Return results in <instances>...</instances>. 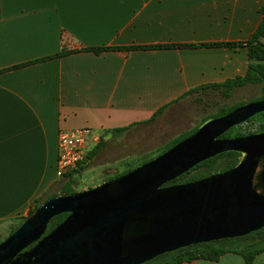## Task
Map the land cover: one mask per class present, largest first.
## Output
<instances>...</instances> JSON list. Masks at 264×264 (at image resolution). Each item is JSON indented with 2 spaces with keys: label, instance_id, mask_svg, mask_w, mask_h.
I'll return each instance as SVG.
<instances>
[{
  "label": "crops",
  "instance_id": "1",
  "mask_svg": "<svg viewBox=\"0 0 264 264\" xmlns=\"http://www.w3.org/2000/svg\"><path fill=\"white\" fill-rule=\"evenodd\" d=\"M262 5L264 0H0V229L26 217L69 179L56 175L60 129L90 127L104 135L73 182L81 172L91 179L116 175L122 172L117 164L132 155L129 149L154 142L149 132L159 130L153 127L159 110L198 86L244 75V44H197L250 39ZM166 44L197 46L133 48ZM98 47L105 49L87 50ZM62 50L67 52L56 55ZM179 264L245 263L227 252ZM253 264H264V251Z\"/></svg>",
  "mask_w": 264,
  "mask_h": 264
},
{
  "label": "water",
  "instance_id": "2",
  "mask_svg": "<svg viewBox=\"0 0 264 264\" xmlns=\"http://www.w3.org/2000/svg\"><path fill=\"white\" fill-rule=\"evenodd\" d=\"M263 111L264 99L246 102L120 176L50 196L0 241V264H142L264 227V131L221 137ZM227 151L241 154L233 167L165 185Z\"/></svg>",
  "mask_w": 264,
  "mask_h": 264
},
{
  "label": "rangeland",
  "instance_id": "3",
  "mask_svg": "<svg viewBox=\"0 0 264 264\" xmlns=\"http://www.w3.org/2000/svg\"><path fill=\"white\" fill-rule=\"evenodd\" d=\"M261 95L260 84H247L235 89L229 97L223 96L218 91L208 90L203 94L185 96L181 100L167 105L165 110L159 112L156 120H154L153 127L159 130L154 131V129H151L149 132V136L154 142L150 147L144 149L141 147L129 149L128 153L132 154L133 157L130 155L129 158L118 163L117 168L124 172L139 166L193 133L204 121L219 117L221 116L220 113L228 109L230 111L246 102L258 100ZM262 126L263 122L260 117L248 119L234 126L229 135H246L258 132L261 131L259 129ZM227 158V156L217 157L209 164L189 171L181 180H195L203 175L219 172L225 166ZM114 175H100L97 179H91L86 172H81L80 177L74 181V186L72 184L70 186L75 190H85L112 179ZM40 201L41 199L37 203ZM17 223L16 220L0 229V240L5 238Z\"/></svg>",
  "mask_w": 264,
  "mask_h": 264
},
{
  "label": "trees",
  "instance_id": "4",
  "mask_svg": "<svg viewBox=\"0 0 264 264\" xmlns=\"http://www.w3.org/2000/svg\"><path fill=\"white\" fill-rule=\"evenodd\" d=\"M259 11L261 12L262 17H261V20L257 28L255 29L252 36L250 37V39L244 42H238V43L210 42V43L197 44V45H202V46H215V45H221V44L222 45L223 44L224 45L244 44L248 49L247 54H248V60H249L246 73L244 75L236 76L235 78L229 79L223 83L198 86L192 90H189L188 92L183 94V96H186L194 92H199L203 94L206 91L210 90V91H218L223 96L229 97L231 93L239 87H243L247 84H260V88L262 92L260 99H264V5H262L259 8ZM197 45L195 44H166V45H153V46H134L133 48L143 49V48H151V47L153 48L155 47H189V46H197ZM104 49H105L104 47L87 48V50H93L97 53L103 51ZM66 52H67L66 50H62L60 53L56 55H62ZM228 110L220 113V115L225 114ZM160 111L161 110H159V112ZM256 117L257 118L260 117L261 121L263 122V126L259 130L261 131L264 130V111L252 116L251 119L256 118ZM124 129L126 128H119L116 131H123ZM230 131L231 130H229L228 133ZM220 156L228 157L225 166L220 170V171H224L228 168H231L238 162L240 158V153L236 151H227V152L219 153L213 157L205 159L204 161L196 164L189 171L194 170L200 166L207 165L212 160ZM79 167L81 168L82 165H80ZM77 171L78 169H75L72 172L67 173V176L69 179L67 180V182H65L62 185L59 193L77 192L76 190L72 189L70 186L71 184L74 183L73 173ZM128 171L129 170L116 174L113 178L120 176ZM189 171L183 173L182 175L175 178L174 180L167 182L165 185L187 182L186 180H181V178L185 174H187ZM207 175H210V174L203 175L202 177L207 176ZM188 181H191V180H188ZM80 191H83V190H80ZM55 194L56 193L52 195H55ZM50 196H47L42 201L36 203L34 207L29 211L28 215L32 213L34 209H36L44 200H46ZM66 215L67 213H61V214H58L52 217L49 220L46 232L50 231L52 228L58 225L65 218ZM24 219L25 217L21 218L16 224V226L9 231V234L12 233ZM262 251H264V227L258 230L252 231L243 236L225 238V239L214 240V241H209V242L196 243V244H192V245H189L183 248L176 249L174 251L165 252L142 264H179L184 261H191L196 258L217 260L221 255L227 252H234V253L241 255L245 264H253L255 256Z\"/></svg>",
  "mask_w": 264,
  "mask_h": 264
},
{
  "label": "built area",
  "instance_id": "5",
  "mask_svg": "<svg viewBox=\"0 0 264 264\" xmlns=\"http://www.w3.org/2000/svg\"><path fill=\"white\" fill-rule=\"evenodd\" d=\"M104 135L90 127L60 129L57 139L56 175L63 177L82 165L91 145L100 142Z\"/></svg>",
  "mask_w": 264,
  "mask_h": 264
},
{
  "label": "flooded vegetation",
  "instance_id": "6",
  "mask_svg": "<svg viewBox=\"0 0 264 264\" xmlns=\"http://www.w3.org/2000/svg\"><path fill=\"white\" fill-rule=\"evenodd\" d=\"M256 115V114H255ZM254 116V115H253ZM249 119H251V117L249 118ZM248 120V119H247ZM245 122V121H244ZM243 123V122H242ZM241 124V123H240ZM239 125V124H238ZM236 126V125H235ZM233 128V127H232ZM232 128H230L229 130H232ZM229 130H227L224 134H222L221 135V137H230L231 135H229V133H228V131ZM262 131H264V130H262ZM258 132H260V131H258ZM253 133H255V132H253ZM251 134V133H250ZM246 135H248V134H246ZM234 136H244V135H234ZM240 157H241V154H240ZM233 167V166H232ZM229 169V168H228ZM219 172H221V171H219ZM217 173V172H216ZM198 179V178H197Z\"/></svg>",
  "mask_w": 264,
  "mask_h": 264
}]
</instances>
